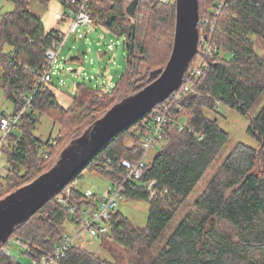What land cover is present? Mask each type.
<instances>
[{
    "label": "trees",
    "instance_id": "trees-1",
    "mask_svg": "<svg viewBox=\"0 0 264 264\" xmlns=\"http://www.w3.org/2000/svg\"><path fill=\"white\" fill-rule=\"evenodd\" d=\"M9 1L14 7L0 19V46L6 44L11 50L1 55L0 87L14 103L12 114H15L33 91V79L46 66L45 51L59 31L46 30L42 20L31 13L32 0ZM37 1L43 5L49 2ZM128 1L91 0L90 5L95 25L118 37L125 36L127 64L119 82L102 96L94 87L77 85L75 97L67 107L56 101L52 84L42 85L32 96L18 127L2 139L0 157L5 162L4 179L17 184L11 192L49 171L72 140L113 105L150 84L154 80L152 73L164 69L172 50L175 4L139 0L130 18L125 12ZM112 16L113 20L108 23ZM132 25L136 33L133 49L130 47ZM197 29V54L183 79L190 77L193 64L202 54L201 37L207 38L211 50L204 58L205 66L193 79L191 90L172 109V120L166 124L160 150L147 161L139 179L125 184L124 200L147 201L146 223L135 227L117 211L111 218L109 233L97 239L102 244L110 241L128 248L133 252L132 264H264V106L251 119L248 129L259 141V147L237 144L195 199L194 218H183L159 251L152 252L174 214L228 140L229 135L205 112L215 111L219 103L220 107L246 114L264 91V50L261 54L255 51V37L264 42V0H199ZM150 44L165 57L145 77L140 75L139 67L143 62H152ZM123 81L131 86V91L126 89L127 95L119 97ZM45 110L57 111L53 119L60 124V133L70 134L54 160L51 155L55 140L42 141L33 134L39 113L43 115ZM183 115L187 118L185 127L179 130L176 121ZM142 120L116 134L58 194L13 231L0 246V264H21L12 254L14 250L27 257V252L12 242L15 240L33 253L51 251L58 246L65 234V221L72 219L66 207L56 202L57 195H64L78 211L82 206L99 202V195L87 198L76 187L84 171L95 172L108 161L112 171L99 173L110 180V185L117 179L124 182L120 161H136L143 153ZM149 181L155 182L157 192L150 201L143 189V184ZM68 187L71 191L66 194ZM125 261V256L120 254L113 263L102 262L75 244L57 264H124Z\"/></svg>",
    "mask_w": 264,
    "mask_h": 264
},
{
    "label": "rangeland",
    "instance_id": "rangeland-1",
    "mask_svg": "<svg viewBox=\"0 0 264 264\" xmlns=\"http://www.w3.org/2000/svg\"><path fill=\"white\" fill-rule=\"evenodd\" d=\"M13 7L11 1L0 0V19L4 14L12 11ZM29 10L34 16H37L42 20L46 30L66 31V25L57 21L55 18V13L61 11L58 3L49 1L48 5H45V3L43 5L38 3L37 0H32L29 3ZM205 21L206 20H204V22ZM79 30L84 34V37L79 39L77 36L71 35L57 58L56 66L52 68V71L57 75L53 77L50 83L52 84L51 90L55 95L56 101L64 107H67L71 103L72 98L75 97L74 93L77 85L85 84L88 87H95L97 85L98 91L101 93H98V95L102 96L119 82L121 76L126 70L127 48L124 45L125 36L121 35L118 37L113 32L106 30L101 26L95 27L91 30L88 29V26H83L79 28ZM108 45L111 47L108 48ZM10 50V47L6 44L0 46V78L2 74L1 55L8 54ZM157 50L159 49L154 47V44H150V57L152 62L141 63L139 67L140 75L147 77L148 72L162 62L165 55L163 53L161 56ZM263 50L264 42L255 37V51L261 54ZM198 61L199 60L196 59L193 68ZM67 68H69V71L66 70ZM91 77L96 78V80L91 79ZM122 84L119 97L122 95L124 96L125 94L127 95L126 89L129 90L128 92L131 91V86L128 87L124 81ZM263 106L264 91L246 114H241L233 109L222 106L218 109L215 107V111L205 112L209 119L215 120L217 125L229 135L228 140L205 170L204 174L182 206L174 214L173 218L168 223V226L154 244L152 252L156 253L159 251L163 243L183 218H194L195 208L193 203L195 199L205 189L206 185L218 171L227 155L237 144H243L253 149L259 147V141L248 133V129L250 127L251 119L257 115ZM14 107V103L5 97L0 87V115H11L14 111ZM42 113L43 115L39 113L38 123L35 124V127L33 128V134L36 138L42 141H46L48 138L50 140H55L51 155L52 160H54L59 153V149L69 141L68 138L70 137V134L65 136L60 133L61 126L57 121H54L55 119H53L58 115L57 111L45 110ZM186 119V116L183 115L181 121L184 122ZM27 129H30V127L27 126ZM27 129H25V131L30 132V130ZM81 131L82 129L78 131V133ZM2 136L3 134L0 132V139ZM160 147L161 143H158L154 148L150 149L145 156L146 161L151 160V158L160 150ZM0 162V198H2L11 192L17 184L5 181V162L1 157ZM52 163L50 164L51 166ZM76 187L81 192L91 189L96 194H106L110 188V180L98 171H84L81 178L77 181ZM117 210L121 212L135 227H143L146 223L148 211L147 201L122 200L118 203ZM64 232L74 238V242L79 248L92 253L102 262L113 263L120 254H123L126 258L124 264H132V262L135 261L133 252L128 248L119 247L110 241L102 244L103 242L101 243L96 237H92L84 231L80 224H76L71 220L67 219V221H65ZM12 254L16 257V260L19 263H27L28 259L20 256L17 251H12Z\"/></svg>",
    "mask_w": 264,
    "mask_h": 264
},
{
    "label": "water",
    "instance_id": "water-1",
    "mask_svg": "<svg viewBox=\"0 0 264 264\" xmlns=\"http://www.w3.org/2000/svg\"><path fill=\"white\" fill-rule=\"evenodd\" d=\"M139 0L125 9L132 18ZM113 16L107 20L110 23ZM199 0H175V26L170 57L163 70L152 73L154 80L136 94L113 105L100 119L72 140L54 166L32 182L0 199V246L50 198L58 194L116 134L130 127L176 91L197 54ZM132 25L130 47H134Z\"/></svg>",
    "mask_w": 264,
    "mask_h": 264
},
{
    "label": "built area",
    "instance_id": "built-area-1",
    "mask_svg": "<svg viewBox=\"0 0 264 264\" xmlns=\"http://www.w3.org/2000/svg\"><path fill=\"white\" fill-rule=\"evenodd\" d=\"M48 1H54L59 4L61 11L55 13V18L57 21L64 23L67 29L65 32L58 30V37L52 41L50 47L45 51L46 66L38 73L37 77L33 79L35 82L34 89L28 97L24 98V106L22 109L19 112L9 116L5 114L0 115V132L3 134L2 138L0 139V143L8 133L18 127L22 114L28 110L32 96L38 90V88H40L42 85L51 83L53 77L57 75L52 71V68L56 66L55 64L57 62V58L59 57L60 52L65 46L68 38L71 35H75L79 39H82L84 34L80 32L79 28L83 26H88L89 30L98 27V25L93 23L90 16L91 0ZM130 1L131 0H129L128 3ZM157 1L162 4H175V0ZM225 1L226 0H224V2ZM107 47L110 48L111 46L108 45ZM200 50L202 51V54L197 58L199 61L192 69L190 77L185 80L183 79L181 85L176 91L171 93L166 100L156 105L151 110V112L147 114L149 115L148 118H144L146 115L142 118V132L140 133V131L137 130V133L141 134L140 146L143 153L136 161H120L119 164L125 173L123 180L124 182H121V180L118 179L113 181L106 194H97L99 195L100 200L96 205L91 204L82 206L79 211L75 205L68 203L67 198L64 197V195H57L56 202L64 205L70 213L72 221L76 224H80L83 227V230L86 231L90 236L99 238L106 236L109 233V229L111 227V218L118 211V203L124 200L125 184L130 181L133 182L142 176V172L147 165V161L145 159L147 152L154 148L155 145L160 143L165 134L164 129L167 122L172 120V109L176 106L181 97L191 90L193 86V79H195L200 74V69L205 66L204 58L209 55L211 51L206 37L200 38ZM66 70L69 71V68ZM29 73L32 74V71H29ZM91 79L96 80L94 77H91ZM94 88L98 89V86L96 85ZM216 108H220L219 103L216 104ZM176 124L179 130H182V128L185 127L184 122L181 120L176 121ZM195 135L197 136L198 140L201 139V136H198L197 134ZM106 162L107 163L105 164L103 163L102 167H98L96 171L106 173L111 172L112 168L109 166V162ZM154 184V181H149L143 184V189L147 194L149 201L152 200L157 194ZM70 191L71 189L68 187L66 189V194ZM83 194L85 197L91 198L96 193L93 190L88 189L83 192ZM12 242L15 245L21 247L23 251L27 252L28 255L26 258L28 261L26 264H57L61 258L65 257L69 248L75 245L74 238L68 234H64L58 246H56L55 249L51 251L38 250L37 252L33 253L25 246H22L18 240ZM4 252L10 254V252L7 250H4Z\"/></svg>",
    "mask_w": 264,
    "mask_h": 264
}]
</instances>
